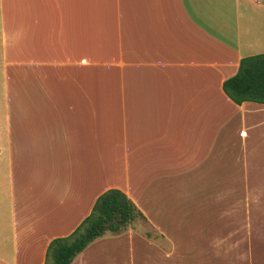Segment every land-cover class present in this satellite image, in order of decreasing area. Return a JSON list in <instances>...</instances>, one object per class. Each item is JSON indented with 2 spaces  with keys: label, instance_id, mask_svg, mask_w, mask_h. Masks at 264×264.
I'll return each instance as SVG.
<instances>
[{
  "label": "crops",
  "instance_id": "1",
  "mask_svg": "<svg viewBox=\"0 0 264 264\" xmlns=\"http://www.w3.org/2000/svg\"><path fill=\"white\" fill-rule=\"evenodd\" d=\"M0 47L11 121L32 105L0 130V264H45L110 189L144 221L71 264H217V250L228 263L223 232L263 229L249 130H264V104H236L224 83L264 54V0H0ZM169 183L179 203L207 201L179 219L201 224V256L159 218Z\"/></svg>",
  "mask_w": 264,
  "mask_h": 264
},
{
  "label": "rangeland",
  "instance_id": "2",
  "mask_svg": "<svg viewBox=\"0 0 264 264\" xmlns=\"http://www.w3.org/2000/svg\"><path fill=\"white\" fill-rule=\"evenodd\" d=\"M4 67V55L0 47V130H13V128L11 129V124H13L17 129L18 122L19 126L20 124L24 123L27 114L30 112L29 110L32 109V105L29 102L20 103L18 101L17 104H15L14 108L15 110H17L16 117H14V119L11 121L10 113L9 111H7V106H9V104L6 99V74ZM17 99H19V97ZM25 112L26 114H24ZM249 131V144L251 150L249 158L250 179L251 182H262L264 181V172L262 171V169H264V130ZM0 143H4L2 136H0ZM4 171L5 168H3V172ZM156 187L157 186L154 185L153 190L156 189ZM160 191L161 193H158V197H156L154 203L156 207L162 206L165 214L159 216V218H167V224H169L170 226H175V229H177L178 226H182L183 229H185L183 235L186 236L185 241L183 240V242L187 250H189V253H191V257H195V255L201 256L202 253H204L206 247L196 248L198 242H196L194 238L196 231L199 229V227H202L201 224L193 222H181L179 221V219H182L183 221L185 210H187L189 213H193L194 210L199 207V205H207V201L204 200L202 204L199 205L194 204L195 200H186L185 202V200H183V197H185L183 194L187 193L188 190H184L182 192V195L180 196L183 199L180 200L179 203V194L177 192L176 183L166 184V187H163ZM255 196L258 198H262L260 200L261 203L254 207V213L258 217L260 215H264V186L256 189ZM251 201L252 199H242L235 200L233 201V203L235 204V208L240 205L245 209V207L248 206ZM251 216V214H243L242 218L247 219L249 217L250 220ZM234 217L236 218L237 215H235ZM193 219L194 217H190L187 219V221H193ZM143 221L144 220L137 219L135 223ZM241 227L242 221L239 227L233 226L231 230L223 232V234H225V239L222 240V242L224 245V249L231 252V261H229L228 263H224L222 255H220L218 253L219 250H217L216 256L214 255L216 257L217 264H264V227L261 231L255 230L256 226L253 227V225H251L249 228L247 226L245 228ZM174 233L178 234V232ZM179 234L182 235L181 232H179ZM258 236H260L261 238L260 241L258 239Z\"/></svg>",
  "mask_w": 264,
  "mask_h": 264
},
{
  "label": "trees",
  "instance_id": "3",
  "mask_svg": "<svg viewBox=\"0 0 264 264\" xmlns=\"http://www.w3.org/2000/svg\"><path fill=\"white\" fill-rule=\"evenodd\" d=\"M236 104H264V54L243 58L238 73L224 83ZM137 219H145L123 191L110 189L96 201L90 215L69 236L54 239L45 264H71L90 244L107 234H121Z\"/></svg>",
  "mask_w": 264,
  "mask_h": 264
}]
</instances>
